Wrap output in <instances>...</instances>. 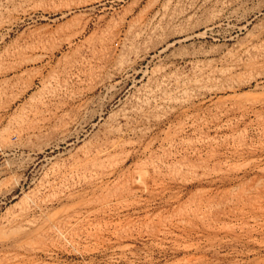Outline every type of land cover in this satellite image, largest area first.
<instances>
[{
	"label": "rangeland",
	"instance_id": "374dc122",
	"mask_svg": "<svg viewBox=\"0 0 264 264\" xmlns=\"http://www.w3.org/2000/svg\"><path fill=\"white\" fill-rule=\"evenodd\" d=\"M0 264H264V0H0Z\"/></svg>",
	"mask_w": 264,
	"mask_h": 264
},
{
	"label": "bare ground",
	"instance_id": "6f19581e",
	"mask_svg": "<svg viewBox=\"0 0 264 264\" xmlns=\"http://www.w3.org/2000/svg\"><path fill=\"white\" fill-rule=\"evenodd\" d=\"M171 1H167L166 3H161L156 10L154 11L153 14L151 15H147V16H143L141 14H139L138 16H136L135 18L131 19L130 24H129V31L130 30H134V28L136 27V31L139 35H143V34H149V32L154 31V29L151 30V21L156 20L157 18H164L167 17L171 14ZM189 8V7H188ZM217 15V14H216ZM232 20V19H230ZM234 20V19H233ZM126 22V20H125ZM240 23H237L236 25L239 26ZM122 25H124V22L122 23ZM124 27V26H123ZM122 27V28H123ZM216 27L215 24H211V25H207L204 30L200 33H196V32H186L184 37L181 39V42H187L189 40H193L196 37H201V39L206 38L207 36H210L211 33L213 32V29ZM121 27L116 29L115 34L119 31L122 30ZM113 30V29H112ZM132 32V31H131ZM114 34V35H115ZM119 35V34H118ZM75 37V36H74ZM109 39V38H108ZM113 40V39H112ZM102 41V40H101ZM112 42V41H111ZM257 42V41H256ZM70 44V43H69ZM254 46V45H253ZM252 46V47H253ZM97 47V46H96ZM253 49V48H250ZM249 48H246L245 51H249ZM230 53V52H229ZM232 53V52H231ZM113 55V54H112ZM230 54H228L229 56ZM139 60V59H138ZM209 61V60H208ZM213 61V60H211ZM210 61V62H211ZM224 72V71H223ZM183 82V81H182ZM196 83H198V80H195L194 85H196ZM159 89V88H158ZM164 96V95H163ZM174 101V100H173Z\"/></svg>",
	"mask_w": 264,
	"mask_h": 264
}]
</instances>
